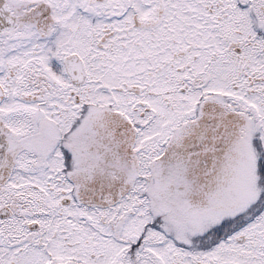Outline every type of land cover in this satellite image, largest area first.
<instances>
[{
    "label": "snow or ice",
    "instance_id": "snow-or-ice-1",
    "mask_svg": "<svg viewBox=\"0 0 264 264\" xmlns=\"http://www.w3.org/2000/svg\"><path fill=\"white\" fill-rule=\"evenodd\" d=\"M0 264H264V0H0Z\"/></svg>",
    "mask_w": 264,
    "mask_h": 264
}]
</instances>
